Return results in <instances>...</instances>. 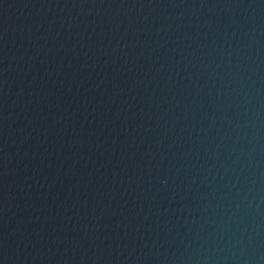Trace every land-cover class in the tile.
I'll return each instance as SVG.
<instances>
[{
	"label": "water",
	"instance_id": "95a60500",
	"mask_svg": "<svg viewBox=\"0 0 264 264\" xmlns=\"http://www.w3.org/2000/svg\"><path fill=\"white\" fill-rule=\"evenodd\" d=\"M0 264H264V0H0Z\"/></svg>",
	"mask_w": 264,
	"mask_h": 264
}]
</instances>
